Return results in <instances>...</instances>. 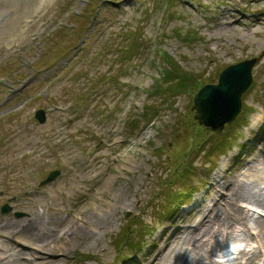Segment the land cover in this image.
<instances>
[{"label":"rangeland","instance_id":"374dc122","mask_svg":"<svg viewBox=\"0 0 264 264\" xmlns=\"http://www.w3.org/2000/svg\"><path fill=\"white\" fill-rule=\"evenodd\" d=\"M72 1L55 2L44 22L51 27ZM128 1H98L99 28L79 48H72L75 41L71 45L66 37L57 43L55 32L43 50L32 53V30L22 32L20 24L38 0H0V77L17 72L21 54L33 62L35 77L41 75L38 83L31 89L27 85L21 97L0 112V210L4 204L12 209L0 212V235L10 246L20 239L32 243L27 232L6 237L1 225L41 216L48 234L46 253L59 256L54 264H135L137 260L149 264L165 237L173 241L171 233L178 234L179 226L201 220L208 201L220 189L229 197L218 211L222 215L231 197L219 185L229 186L233 177L264 200V155L258 151L264 147V0H193L202 6L198 13L179 0H135L139 9L128 8ZM115 4L122 10L116 12ZM236 18H245L250 28L226 25ZM132 37L134 48L123 53ZM154 37L156 47L150 45ZM256 57L252 83L241 96V110L234 120L218 133L199 125L191 111L195 93L206 84H217L226 67ZM172 65L179 68L176 77ZM103 73L112 81L101 83L106 80ZM133 85L140 90L133 91ZM175 85L179 88L173 90ZM3 94L0 89V99ZM69 99L75 105L71 112H52L51 105L63 107ZM133 102L156 110L139 118L141 112L133 109ZM38 109L48 113L45 125L34 120ZM124 115L123 124L117 126L115 120ZM58 118L70 119L69 127L61 128ZM121 137L124 144L110 146L112 139ZM238 146L248 150L240 152ZM257 155L261 161L255 160ZM52 169L62 175L41 187L40 181ZM186 188L198 193L178 212L171 199ZM193 199L202 204L196 207ZM14 211L24 216L16 218ZM154 229L151 238L139 241ZM201 235L194 234L198 242L205 239ZM185 237L173 243L159 264L186 259L181 247L187 251L193 241L185 244ZM137 245L139 250H132ZM12 248L22 255L31 251ZM63 256L72 260L64 261Z\"/></svg>","mask_w":264,"mask_h":264},{"label":"bare ground","instance_id":"6f19581e","mask_svg":"<svg viewBox=\"0 0 264 264\" xmlns=\"http://www.w3.org/2000/svg\"><path fill=\"white\" fill-rule=\"evenodd\" d=\"M259 161V160H258ZM236 166L231 168V170H236ZM223 174V173H222ZM221 174V175H222ZM260 172H257L255 177H258ZM240 181L238 180L237 177H233L231 179V182L227 188L229 189V196L231 197L229 199L230 204L234 206H237L238 203L240 202H246L247 204H250L248 206H254V208H257L264 212V200H259L255 198L253 194H251L249 191H247L245 188H243V184L239 183ZM223 187V185H221ZM224 191V189H223ZM236 201V202H235ZM235 202V203H234ZM218 215L212 216L208 221L202 222L201 223V228L198 229L197 236L199 234H202V238H208L209 244H201V242L197 241V237L194 236V232H190L186 235L184 243L189 244V242L193 241V244L191 245V249L183 250L181 247L182 255L183 253L187 252V257L184 261L180 257H178L176 264H213L212 262H207L208 259H210L211 254L214 250V247L216 246V241L215 238L218 236L222 237L223 241H226L228 238L230 239V242H234L235 239L234 235L230 232L227 231V224L231 222H235L237 225H244L245 219L242 217V214L240 213V210L238 209H231V210H225L222 214L221 217L217 218ZM38 224V225H37ZM40 224H44L43 221L40 219H31L28 221L24 222H18V223H10L9 221L4 222L1 225V229H3L4 234L6 235H13L15 237H18L20 234L23 232H27L29 234V240L32 241V243H28V241H23L20 239L21 243L24 246H31V245H38L39 247H36V249H41L43 248V253L46 254L48 249L46 248L48 244L46 243V240L44 239V235H40L38 228L41 226ZM200 224V222H199ZM10 225L14 227V229H10ZM218 226L217 231L210 230V228L213 226ZM263 223L261 221L255 222L254 226L256 229L259 230V234L263 239L264 242V233H263ZM42 227V226H41ZM17 228H21L22 232H18ZM82 230L78 232L79 236L82 234ZM49 233H53V231H49ZM66 233L63 234L65 236ZM48 236V235H46ZM56 238L61 239L62 237L57 236ZM42 243L44 244H41ZM215 241V242H212ZM247 242V241H246ZM41 247V248H40ZM172 249V244L167 242L166 240L163 241L162 243V249H160L164 254H167L170 252ZM181 254V253H180ZM179 254V255H180ZM14 255V254H13ZM181 255V256H182ZM239 258H242V256H246L247 253H240ZM249 260L247 261L248 264H254V257L249 256ZM14 260L10 264H18L20 257L18 255L13 256ZM150 264H156L155 262H151Z\"/></svg>","mask_w":264,"mask_h":264},{"label":"water","instance_id":"95a60500","mask_svg":"<svg viewBox=\"0 0 264 264\" xmlns=\"http://www.w3.org/2000/svg\"><path fill=\"white\" fill-rule=\"evenodd\" d=\"M255 60L227 68L219 79V85H207L194 98L195 119L207 127L220 130L231 121L241 107V94L251 83V69Z\"/></svg>","mask_w":264,"mask_h":264},{"label":"trees","instance_id":"16d2710c","mask_svg":"<svg viewBox=\"0 0 264 264\" xmlns=\"http://www.w3.org/2000/svg\"><path fill=\"white\" fill-rule=\"evenodd\" d=\"M173 70H174V73H176V74L178 73V69L177 68H174ZM178 87H179V85H178Z\"/></svg>","mask_w":264,"mask_h":264}]
</instances>
